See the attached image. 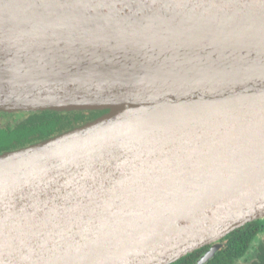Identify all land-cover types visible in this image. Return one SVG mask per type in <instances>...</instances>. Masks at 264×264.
Returning <instances> with one entry per match:
<instances>
[{"label": "water", "instance_id": "obj_1", "mask_svg": "<svg viewBox=\"0 0 264 264\" xmlns=\"http://www.w3.org/2000/svg\"><path fill=\"white\" fill-rule=\"evenodd\" d=\"M0 110L104 111L0 153V264H205L264 219V0H0Z\"/></svg>", "mask_w": 264, "mask_h": 264}, {"label": "trees", "instance_id": "obj_2", "mask_svg": "<svg viewBox=\"0 0 264 264\" xmlns=\"http://www.w3.org/2000/svg\"><path fill=\"white\" fill-rule=\"evenodd\" d=\"M103 110H38L0 111V136L9 139L0 147V153L30 145L52 137L100 115ZM264 232V219H257L240 226L220 241L222 246L205 264H264V238L259 244L252 243ZM211 244L183 255L170 264H195ZM253 247V251L252 248ZM244 257V262L239 263Z\"/></svg>", "mask_w": 264, "mask_h": 264}, {"label": "rangeland", "instance_id": "obj_3", "mask_svg": "<svg viewBox=\"0 0 264 264\" xmlns=\"http://www.w3.org/2000/svg\"><path fill=\"white\" fill-rule=\"evenodd\" d=\"M8 140L9 139H6L5 137L0 136V147L4 146L7 142H9ZM263 238H264V232H262L259 236L256 237L255 242H254L255 243L254 246H256V243L258 241L262 240Z\"/></svg>", "mask_w": 264, "mask_h": 264}, {"label": "flooded vegetation", "instance_id": "obj_4", "mask_svg": "<svg viewBox=\"0 0 264 264\" xmlns=\"http://www.w3.org/2000/svg\"><path fill=\"white\" fill-rule=\"evenodd\" d=\"M1 111V110H0ZM2 118H0V120H1Z\"/></svg>", "mask_w": 264, "mask_h": 264}]
</instances>
